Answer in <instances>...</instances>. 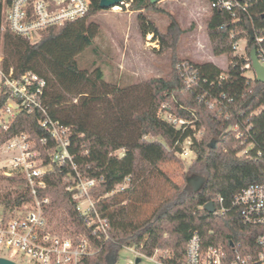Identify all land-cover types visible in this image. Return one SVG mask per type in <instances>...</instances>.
I'll list each match as a JSON object with an SVG mask.
<instances>
[{
	"label": "trees",
	"instance_id": "trees-1",
	"mask_svg": "<svg viewBox=\"0 0 264 264\" xmlns=\"http://www.w3.org/2000/svg\"><path fill=\"white\" fill-rule=\"evenodd\" d=\"M100 1L91 0L85 17L49 27L35 43L8 27L2 31L0 3V53L4 54L6 64L14 66L19 73L31 70L46 79L44 103L51 117L72 127L71 153L77 169L89 177H103L94 196L101 198L97 207L109 217V238L88 264H107L112 257L117 262L120 250L126 245H134L149 256L156 249H165L166 256L161 258L168 264H180L194 232L201 234L204 245H222L230 253L233 243L252 245L259 229L243 223L238 207L225 214H215L204 205L220 195L227 206H232L242 189L253 183L264 184V83L256 79L247 81L241 70L243 59L233 55L230 38L232 30L247 28L250 18L257 27H264V0L251 3L248 12L239 11L240 21H235L227 10L211 8L207 30L213 51L216 55H228L235 63L228 67L229 76L221 83L217 79L224 70L218 64L175 57L168 76L124 87L107 82L100 68L92 78L88 70L79 66L78 56L94 44L100 31L99 24L88 23L91 16L103 10ZM127 2L139 11L145 35L152 33L159 38L162 49L176 47L180 32L176 20L171 22L167 33H162L143 13L157 8L156 3ZM182 60H189L198 69L202 85L193 91L186 90L176 68ZM212 81L216 83L211 86ZM204 90H209L212 96L235 95V101L225 104L227 108L218 115L217 108L212 109L199 100ZM173 96L178 116L193 119L192 111L195 112L198 129L204 128L199 139L194 137L192 129L177 130L160 116L161 103ZM38 118L39 113L20 114L8 136L21 131H28L37 139L45 136ZM237 122L243 135L245 125H250L247 141L252 142V147L243 154L240 151L245 145L240 143L239 131L229 129ZM188 136H193L197 152L191 171L194 176L205 178L202 187L194 191L187 181L180 186L169 181L171 195L147 219L136 222L134 204L142 191V180L156 173L164 175L159 165L175 158L181 151L177 142ZM214 139L216 143L211 146ZM119 150L123 151L122 156L116 154ZM71 172H74L72 167ZM63 174L61 168L54 169L48 176L45 193L57 211L68 213L71 223L82 227L79 213L65 190ZM127 177L128 187L115 192Z\"/></svg>",
	"mask_w": 264,
	"mask_h": 264
},
{
	"label": "built area",
	"instance_id": "built-area-1",
	"mask_svg": "<svg viewBox=\"0 0 264 264\" xmlns=\"http://www.w3.org/2000/svg\"><path fill=\"white\" fill-rule=\"evenodd\" d=\"M257 1L209 0V3L210 8L227 10L235 21H240L238 12H248L249 5ZM0 3L2 31L8 27L35 43L49 27L85 17L91 0H0ZM230 38L233 55L243 59L241 70L247 81L257 80L251 52L255 50L258 61L264 66V27H257L250 18L247 28L232 30ZM231 64L235 65L234 60L228 56V65L222 68L224 72L218 77V83L228 78L226 70ZM176 68L187 91L202 85L198 69L189 60L179 61ZM215 83L212 81L211 86ZM46 87V79L38 73L31 70L19 73L0 55V183L8 181L18 186L12 197L3 196L0 187V248L10 255L27 256L30 264H88L109 238V217L97 207L101 198L94 196L103 177H89L77 169L71 153L73 129L51 117L44 103ZM198 98L210 108H217L218 115L227 108L225 104L235 101V95L221 93L220 96H212L209 90H204ZM176 103L174 96L162 102L160 116L177 130L185 132L192 129L194 137L198 138L195 112L192 111L193 119L178 116ZM22 113H39L38 123L46 135L37 139L30 132L21 131L8 136L14 121ZM240 127L237 122L229 129L239 131ZM249 129L250 125L246 124L245 135L239 131L240 143L247 145L240 154L252 147V142L247 141ZM194 142L193 136L178 141L180 156H197ZM56 167L64 173L65 190L79 213L82 227L72 224L68 213L57 211L45 193L49 186L48 176ZM71 167L74 172H71ZM213 202L215 214H225L232 207H238L243 223L259 229L254 243H233L230 253L222 245H204L201 234L194 232L180 264H264V184L253 183L242 189L232 206H227L220 195ZM124 247L135 256L130 260L131 264H137L143 258L155 264H168L161 258L165 254L157 257L159 249L149 256L134 245ZM0 257L23 264L8 255Z\"/></svg>",
	"mask_w": 264,
	"mask_h": 264
},
{
	"label": "rangeland",
	"instance_id": "rangeland-1",
	"mask_svg": "<svg viewBox=\"0 0 264 264\" xmlns=\"http://www.w3.org/2000/svg\"><path fill=\"white\" fill-rule=\"evenodd\" d=\"M155 3L157 8L147 9L143 13L162 33H167L173 20L177 21L180 32L175 48L162 49L159 38L152 33L145 35L139 11L133 10L131 3L126 2L117 5L118 9L117 6L103 9L88 19V23L99 24L100 31L94 44L78 56L80 68L88 70L92 78L95 77L96 69L100 68L107 82L124 87L143 83L154 77L168 76L173 70L175 57L199 63L212 61L223 69L227 67L228 55L214 53L208 34L207 20L211 15L208 0H158ZM0 55L4 57L2 51ZM67 97L71 99V95ZM203 130L201 127L197 132L198 139ZM116 154L122 156L123 151L119 150ZM196 157L184 158L176 153L175 158L159 165L165 176L156 173L142 180V191L134 204L136 222L147 219L157 205L171 195L173 189L170 182L180 186L194 176L191 166ZM129 182L130 178H127L117 186L115 192L128 187ZM0 187L2 195L6 197L7 193H10L9 197L15 195L18 188L15 183L8 181H1ZM161 253L166 255L167 250L159 249L157 257ZM0 255H8L23 264H30L29 258L23 254L10 255L0 248ZM132 259H135L134 254L124 247L115 264H131ZM137 264L155 263L143 258Z\"/></svg>",
	"mask_w": 264,
	"mask_h": 264
},
{
	"label": "water",
	"instance_id": "water-1",
	"mask_svg": "<svg viewBox=\"0 0 264 264\" xmlns=\"http://www.w3.org/2000/svg\"><path fill=\"white\" fill-rule=\"evenodd\" d=\"M128 0H101L100 5L103 9H109L117 5L125 4ZM158 0H151L152 3L157 2ZM251 57L253 61V68L256 71L257 74V80L264 83V66L260 64L258 61L257 55L255 50L251 52ZM216 143V140L214 139L211 143V146H214ZM205 181V178L202 176H192L187 179L188 185L193 188L194 191H198L203 183ZM204 208L208 210L209 212L215 211V204L213 201H209L204 205ZM116 258L112 257V259L107 264H115ZM0 264H17L14 261L0 257Z\"/></svg>",
	"mask_w": 264,
	"mask_h": 264
},
{
	"label": "bare ground",
	"instance_id": "bare-ground-1",
	"mask_svg": "<svg viewBox=\"0 0 264 264\" xmlns=\"http://www.w3.org/2000/svg\"><path fill=\"white\" fill-rule=\"evenodd\" d=\"M119 7L117 6L116 9H118Z\"/></svg>",
	"mask_w": 264,
	"mask_h": 264
}]
</instances>
